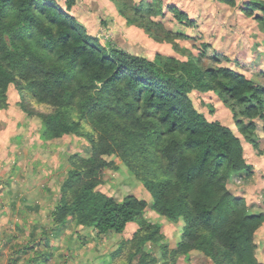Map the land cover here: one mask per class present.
Returning a JSON list of instances; mask_svg holds the SVG:
<instances>
[{
  "label": "trees",
  "instance_id": "obj_1",
  "mask_svg": "<svg viewBox=\"0 0 264 264\" xmlns=\"http://www.w3.org/2000/svg\"><path fill=\"white\" fill-rule=\"evenodd\" d=\"M112 1L127 22L180 49L176 39L185 36L153 19L164 15L162 0ZM77 3L0 0V109L9 107L15 86L22 111L41 119L43 139L74 134L90 143L87 156H70L55 224L72 221L107 235L136 222L137 230L118 243L107 264H158L156 246L167 261L200 251L215 264H264L255 240L264 213L250 212L246 198L228 187L231 177L253 173L243 142L231 127L209 120L190 96L195 90L216 93L234 110L238 131L258 146L264 86L229 67H205L191 53L186 60L160 53L150 59L120 42L119 30L106 45L71 13ZM91 5H85L88 12L101 11ZM168 8L180 23L195 24L177 5ZM241 10L264 32V0H250ZM102 23L108 26L106 19ZM115 157L151 193L150 204L99 190L105 171L120 168ZM147 207L183 222L175 248L164 243L161 223L145 216Z\"/></svg>",
  "mask_w": 264,
  "mask_h": 264
},
{
  "label": "rangeland",
  "instance_id": "obj_2",
  "mask_svg": "<svg viewBox=\"0 0 264 264\" xmlns=\"http://www.w3.org/2000/svg\"><path fill=\"white\" fill-rule=\"evenodd\" d=\"M57 1L62 6L66 7V0ZM126 1L137 5L140 2L150 0ZM162 1L164 15L153 14V19L163 22L167 29L185 36L176 39L181 50H177L172 43L154 40L135 24L126 22L125 18L119 13L117 6L119 3L117 2L112 1L113 4L108 5L102 0H78L77 5L73 7L71 13L76 12L75 14L78 16L80 13L87 14L85 15L86 17L81 15V19L77 17L78 20L86 25L90 34L99 36L106 45H108L110 36L114 35L119 30L122 37L126 40L125 41L120 36V42L127 45V41H129L133 52L147 56L150 59H155V55L160 53L162 55L175 56L186 60L188 58L187 56L191 53L195 56H200L205 67H229L253 79L257 84L264 86V32L254 18L247 17L241 10L243 4L250 0H236V6H231L219 0ZM93 3H97L101 11L96 9V13L94 14L88 12L85 5L92 6L91 4ZM171 5H177L186 11L189 16L195 20V24L187 25L177 21L168 8ZM103 19L107 20L108 26L105 27L102 23ZM204 45L207 46L205 47ZM11 89L13 90L10 94L11 104L16 107V115H18L20 111L26 114L22 111L16 99L17 89L13 86ZM190 96L197 109L204 113L209 120L219 121L231 127L235 134L242 140L245 148L246 160L253 166L254 170L250 176L246 172H243L231 177L228 187L234 195L246 198L250 212L264 213L263 120L260 118L256 119L257 129L255 138L258 146H254L235 126V112L232 107L229 104H225L216 93H202L195 90ZM8 114L15 116L14 113ZM62 140L63 142L60 144V147H63V149H61L62 152L57 147L51 146L45 148V150H35V154L37 152V155L40 156L49 154L51 160H53L52 156L54 159L60 157L59 166L63 163L62 159L64 158L65 164L70 170V156L76 153L86 154L88 150L86 151L85 146L87 145L85 139L80 136L67 137ZM4 148L5 146L1 143L0 153ZM23 152L20 149H16L15 153L12 151L10 155H16L15 159L18 161V158L24 156ZM114 159L117 160V163L119 162L118 164L120 166V169L112 170L111 173V177L113 176V179H115L118 184L120 183L117 185L119 188L114 189L116 198L122 199L123 196L131 194L137 196L139 188H137L136 183L138 184L139 181L129 169L121 163L119 158L115 157ZM4 170L6 169H4L3 164L0 162V172ZM37 173L38 172H36L34 176L36 178H41L42 176L38 177ZM1 182L3 181L1 180ZM143 188L146 193H150L145 187ZM150 199L152 200V198ZM145 216L152 222L161 223L162 231L165 234L164 243L170 248H175L180 239L183 222H171L158 214L151 207H147ZM255 240L258 244L256 256L261 262H264V224L256 232ZM107 242L105 247L111 244L109 241ZM104 249L101 251L104 252ZM152 249L159 258L158 264H215L200 251H192L188 256H182L176 261H167L162 254V248L156 246L154 248L152 247Z\"/></svg>",
  "mask_w": 264,
  "mask_h": 264
},
{
  "label": "crops",
  "instance_id": "obj_3",
  "mask_svg": "<svg viewBox=\"0 0 264 264\" xmlns=\"http://www.w3.org/2000/svg\"><path fill=\"white\" fill-rule=\"evenodd\" d=\"M102 1L113 4L111 0ZM81 15L87 14L80 13L76 17L81 19ZM16 99L20 100L18 91ZM11 102L9 96V107L0 109V145L5 146L0 153V162L6 169L0 172V264H13L14 260L16 264H107L106 259L118 243L130 238L137 230V223L130 222L123 233L111 231L107 235H97L94 228L78 226L72 221L63 226L56 225L53 212L60 201L61 186L69 169L64 158L59 166L60 157L54 159L52 156L51 160L49 154L40 156L35 150L53 146L61 151L62 139L77 135L45 140L41 137V119L21 111L16 115V107ZM85 142L88 152L80 154L87 156L90 143L86 139ZM16 149L24 151L18 161L16 155H10ZM34 172L42 177L36 178ZM111 173L110 169L105 171L103 184L98 188L116 197L114 189L119 188L120 183L111 177ZM136 186L139 188L137 196L150 203L151 193L147 194L140 182ZM107 241L111 244L105 247Z\"/></svg>",
  "mask_w": 264,
  "mask_h": 264
}]
</instances>
